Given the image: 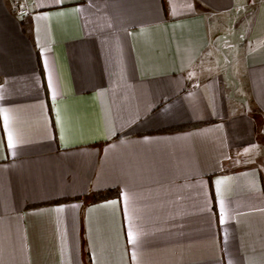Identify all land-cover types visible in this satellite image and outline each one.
Segmentation results:
<instances>
[{
    "label": "crops",
    "instance_id": "obj_1",
    "mask_svg": "<svg viewBox=\"0 0 264 264\" xmlns=\"http://www.w3.org/2000/svg\"><path fill=\"white\" fill-rule=\"evenodd\" d=\"M25 1L0 0V264H264V0Z\"/></svg>",
    "mask_w": 264,
    "mask_h": 264
},
{
    "label": "built area",
    "instance_id": "obj_2",
    "mask_svg": "<svg viewBox=\"0 0 264 264\" xmlns=\"http://www.w3.org/2000/svg\"><path fill=\"white\" fill-rule=\"evenodd\" d=\"M9 4L15 15L25 17L29 14L25 0H9Z\"/></svg>",
    "mask_w": 264,
    "mask_h": 264
},
{
    "label": "rangeland",
    "instance_id": "obj_3",
    "mask_svg": "<svg viewBox=\"0 0 264 264\" xmlns=\"http://www.w3.org/2000/svg\"><path fill=\"white\" fill-rule=\"evenodd\" d=\"M223 55H225V57H223V58H225V60L227 61V60L229 59L230 55H231V52L228 51V52H226L225 54L223 53ZM218 69H219V68H213V67H212V68H209V70H210L209 73H211V72H212L213 74H214L215 72L218 73ZM237 69H239L238 66L233 64L232 67L230 66V68H228V74H229V75H232V76H235L234 73L236 72L235 70H237ZM219 70H220V69H219ZM227 84L229 85V83H227ZM228 85H227V86H228Z\"/></svg>",
    "mask_w": 264,
    "mask_h": 264
},
{
    "label": "trees",
    "instance_id": "obj_4",
    "mask_svg": "<svg viewBox=\"0 0 264 264\" xmlns=\"http://www.w3.org/2000/svg\"><path fill=\"white\" fill-rule=\"evenodd\" d=\"M177 129V128H176ZM111 190H106L104 192H100L99 194H97L95 196V198H98V199H103V198H107L110 194H111Z\"/></svg>",
    "mask_w": 264,
    "mask_h": 264
}]
</instances>
